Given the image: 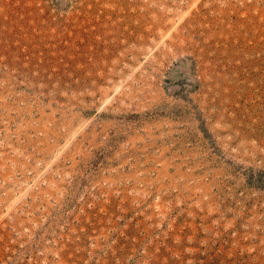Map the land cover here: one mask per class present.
I'll list each match as a JSON object with an SVG mask.
<instances>
[{"label":"rangeland","instance_id":"rangeland-1","mask_svg":"<svg viewBox=\"0 0 264 264\" xmlns=\"http://www.w3.org/2000/svg\"><path fill=\"white\" fill-rule=\"evenodd\" d=\"M0 264H264V0H0Z\"/></svg>","mask_w":264,"mask_h":264}]
</instances>
